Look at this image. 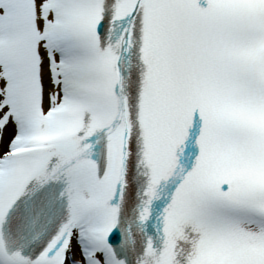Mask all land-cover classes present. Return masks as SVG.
<instances>
[{"label":"snow or ice","instance_id":"1","mask_svg":"<svg viewBox=\"0 0 264 264\" xmlns=\"http://www.w3.org/2000/svg\"><path fill=\"white\" fill-rule=\"evenodd\" d=\"M0 264H264V0H0Z\"/></svg>","mask_w":264,"mask_h":264}]
</instances>
